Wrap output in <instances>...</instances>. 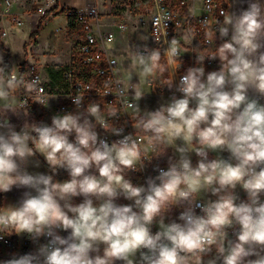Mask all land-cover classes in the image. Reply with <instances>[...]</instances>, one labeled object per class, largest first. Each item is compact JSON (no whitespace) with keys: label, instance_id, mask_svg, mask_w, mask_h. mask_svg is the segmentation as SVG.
Returning a JSON list of instances; mask_svg holds the SVG:
<instances>
[{"label":"clouds","instance_id":"clouds-1","mask_svg":"<svg viewBox=\"0 0 264 264\" xmlns=\"http://www.w3.org/2000/svg\"><path fill=\"white\" fill-rule=\"evenodd\" d=\"M90 6L84 0L83 10ZM220 16L207 40L215 51L168 81L171 94L154 110L140 106L146 77L167 70L164 55L181 68L176 40L164 53L130 45L121 61L108 37L110 64L127 74L115 89L134 118L128 134L112 122L117 108L105 114L80 94L68 97L74 111L29 121L18 90L44 108L56 97L0 56V193L22 190L0 205V239L27 236L34 245L0 264H264V0H231ZM169 19L153 18L157 34ZM206 61L219 66L206 70ZM10 114L26 118L19 129ZM169 149L166 169L133 182L132 173ZM38 157L46 172L29 170L40 167Z\"/></svg>","mask_w":264,"mask_h":264},{"label":"built area","instance_id":"built-area-1","mask_svg":"<svg viewBox=\"0 0 264 264\" xmlns=\"http://www.w3.org/2000/svg\"><path fill=\"white\" fill-rule=\"evenodd\" d=\"M12 1L17 0H9L8 4L10 5ZM152 5L153 8L149 10L147 19L144 20V26H146L152 37L154 46L163 52L169 47L171 40H176V47L179 49L183 63L177 71L176 63L178 61L171 59V62L175 72H177L176 78L178 79L187 67L194 66L196 55H210L215 51V43L210 45L207 42L208 34L215 29L217 21L222 19L220 12L229 10L231 0H152ZM90 7H94L95 11L86 12L83 9L66 7L59 9V11H63L62 15L68 20L66 32L70 33V37L74 35L77 38L76 42L72 38L74 44L72 57L70 63L60 70L61 77L58 81L50 79L46 73L39 69H36L29 76L24 74V69L21 70L25 79L39 77L45 93L56 97L49 102L50 106L44 108L33 103L34 96L26 93L24 89L19 90L18 97L28 100V106L25 108L29 109L30 107L38 110L42 115L50 112L52 116L56 113L74 111L75 106L68 97L80 94L85 97L86 104L89 101L99 103L105 114L110 109L117 108L121 115L112 122L117 127H123L125 134L133 133L135 131L132 127L134 118L131 110L123 107L116 98L115 82L119 75V67L110 64L111 57L104 47V43L109 36L114 38L113 43L117 40L118 33L115 29L112 30L113 26L117 27L118 32L124 34L128 32L129 24L124 16L113 23H104L99 8L95 5ZM52 8L40 7L37 9V14L46 16L49 13V16H53L54 14L50 13ZM157 15L170 17L167 21V27L161 25L159 34H157L152 24L153 18ZM13 23L16 26H23V15L15 14ZM7 34L8 32L5 30L3 36ZM76 43L78 47L77 52L74 54ZM205 66L208 70L219 65L218 61H206ZM98 131L102 137L109 141L117 139V137L105 133L102 129H98ZM136 135L140 136L143 133L137 130ZM152 155L153 153L150 151L149 158ZM162 159L167 161L168 157L153 159L150 163V170L146 166L144 171L132 173L131 179L133 182L143 183L147 176L156 175L154 171L156 166L166 169L167 165L162 163ZM0 205H3L2 193H0ZM179 211V209L173 211V218L179 214ZM3 235H9V233H3ZM33 249L34 245L27 236H17L15 234L5 236L0 239V261L10 258L13 253L23 254Z\"/></svg>","mask_w":264,"mask_h":264},{"label":"rangeland","instance_id":"rangeland-1","mask_svg":"<svg viewBox=\"0 0 264 264\" xmlns=\"http://www.w3.org/2000/svg\"><path fill=\"white\" fill-rule=\"evenodd\" d=\"M8 1L9 0H0V56H3L4 63L9 67L14 66L13 71L16 73L20 74L24 67H30L31 74L37 68H40V65L33 63L32 57L28 54L27 49L28 44L31 43V34L36 29L37 24L42 17L37 14V9L42 7L43 0H17L14 2L12 1L10 5L8 4ZM46 1L50 2V5L53 4L52 0ZM244 6L246 7V4ZM104 7V9L99 7L102 22L113 23L114 21H118V18H121V16H124L129 24L128 32L124 33L125 37L114 43L115 55L118 56L121 61L127 60L130 45L135 46L136 44H147L151 48H156L153 44L152 37L148 33L146 26H144V20L147 19L149 10L153 8L152 0H108L104 3ZM235 7H237V5L234 4V8ZM43 8L48 7L43 6ZM15 14L23 15L25 21L23 27L14 25L13 19ZM48 19H50L49 27L51 28H57L60 25H64L63 32H55V35L66 33L67 19L65 17L55 18L54 16H49L43 23V28ZM114 29L117 33H120L118 32L119 30L117 27L113 26L112 30ZM5 30L8 32V36H3ZM71 38L76 42V36L73 35ZM77 47L76 43V49L73 52L74 54L77 52ZM161 52L164 53L163 51ZM161 64L167 66L166 71H157L155 74L146 77V84L150 88V93L154 95L147 99H143L140 102V106L143 107L142 109L154 110L171 94L169 90L164 87L168 81L176 78L177 72H175L171 58L167 55L162 57ZM217 68L218 67H214L213 69L215 70ZM119 75L125 77L127 75L122 67H119ZM136 80L137 78H134V82H136ZM168 155H173L171 149H169ZM195 159V156H193L194 163ZM162 163L167 165V161L164 159H162ZM147 168L150 170L151 164H148ZM66 178L67 173L60 171L57 179L64 180ZM200 195L203 196V193ZM120 203H127V201L121 200Z\"/></svg>","mask_w":264,"mask_h":264},{"label":"crops","instance_id":"crops-1","mask_svg":"<svg viewBox=\"0 0 264 264\" xmlns=\"http://www.w3.org/2000/svg\"><path fill=\"white\" fill-rule=\"evenodd\" d=\"M106 1L108 0H86L87 4L91 6L95 5L98 8L100 7L101 9L105 8L104 3H106ZM52 3L53 4L50 5L51 4L50 2L43 0V4L41 8H43V6L52 8V7H55L57 4L59 6V9H62L65 7L66 8H77V7H74L75 4H80L79 9H83L84 7V0H58V2L57 0H52ZM62 17L64 18L63 15H59L55 18H62ZM49 22H50V19L46 21L45 26L43 30L41 31V33L39 34L37 40L28 44L27 52L28 54L31 55L33 63L40 65V68H37V69L46 73L50 79L58 81L61 77L60 70L64 68L68 63H70L74 44H73V39L70 37V33L68 32L62 33L60 35H55V32L56 33L63 32L61 28H63L64 25L63 26L60 25L57 28H51L49 27ZM24 24H25V21H24ZM67 25H68V20H67ZM67 25H66V28H67ZM23 26H20V27H23ZM6 36H8V34ZM124 37H125L124 34L121 35V33H118L116 41L122 40ZM116 57L119 58L118 56ZM23 69H24V74L26 76H29L30 67L29 68L24 67ZM212 70L214 69L212 68ZM144 88H145V91L148 92V94L145 96L144 99H147L149 97H152V95H154L150 93L151 92L150 88L147 86L146 83L144 85ZM18 95H19V90L16 93L17 97ZM142 108L143 107H141V109ZM23 111L27 112L28 109L24 108ZM40 114H41L40 111L30 108L29 117H27V119L29 121L38 122L42 120L44 122H50V116H51L50 112L44 113L43 115L41 114L42 116ZM25 119L26 118H24L23 116L18 118L15 116H11L10 114L11 122L16 124L18 129L25 122ZM168 156L169 155H167V157ZM38 159L40 160V167L30 168L29 170L46 172L47 166L44 163L43 158L38 157ZM21 191L22 190L13 189L9 193H2L3 194V204L16 202L18 198L21 196ZM238 191H239L241 198H245L244 193L240 190Z\"/></svg>","mask_w":264,"mask_h":264},{"label":"trees","instance_id":"trees-1","mask_svg":"<svg viewBox=\"0 0 264 264\" xmlns=\"http://www.w3.org/2000/svg\"><path fill=\"white\" fill-rule=\"evenodd\" d=\"M57 2H58V0H57ZM50 13H51V14H54V15H53L54 17H57V16H59V15H62V14H63V11H59V6H58V4H57L54 8H52V9L50 10ZM48 17H49V13H48L46 16H42V17H41V19L39 20V22H38V24H37L36 29H35V30L33 31V33L31 34V37H30L31 42H34V41L37 40L39 34H40L41 31H42L43 23L45 22V20H46ZM10 67H12V66H10Z\"/></svg>","mask_w":264,"mask_h":264}]
</instances>
